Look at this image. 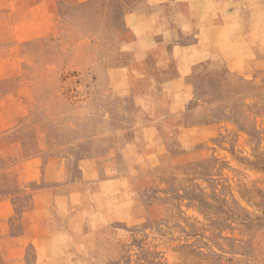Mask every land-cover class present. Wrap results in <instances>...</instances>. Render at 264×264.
I'll use <instances>...</instances> for the list:
<instances>
[{
	"label": "rangeland",
	"instance_id": "obj_1",
	"mask_svg": "<svg viewBox=\"0 0 264 264\" xmlns=\"http://www.w3.org/2000/svg\"><path fill=\"white\" fill-rule=\"evenodd\" d=\"M0 264H264V0H0Z\"/></svg>",
	"mask_w": 264,
	"mask_h": 264
},
{
	"label": "crops",
	"instance_id": "obj_2",
	"mask_svg": "<svg viewBox=\"0 0 264 264\" xmlns=\"http://www.w3.org/2000/svg\"><path fill=\"white\" fill-rule=\"evenodd\" d=\"M187 22H188V20H187Z\"/></svg>",
	"mask_w": 264,
	"mask_h": 264
}]
</instances>
